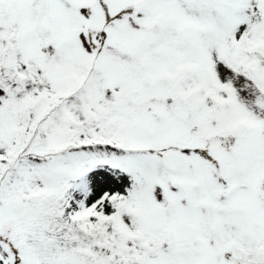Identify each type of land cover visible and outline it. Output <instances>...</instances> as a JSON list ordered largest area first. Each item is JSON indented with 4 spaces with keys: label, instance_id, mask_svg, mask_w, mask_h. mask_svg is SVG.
I'll use <instances>...</instances> for the list:
<instances>
[{
    "label": "snow or ice",
    "instance_id": "obj_1",
    "mask_svg": "<svg viewBox=\"0 0 264 264\" xmlns=\"http://www.w3.org/2000/svg\"><path fill=\"white\" fill-rule=\"evenodd\" d=\"M0 264H264V0H0Z\"/></svg>",
    "mask_w": 264,
    "mask_h": 264
}]
</instances>
